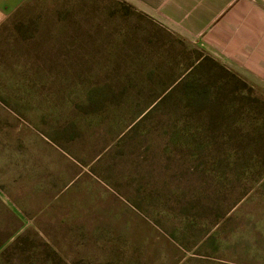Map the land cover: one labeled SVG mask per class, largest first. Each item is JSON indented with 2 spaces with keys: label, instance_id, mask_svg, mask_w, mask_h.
Segmentation results:
<instances>
[{
  "label": "rangeland",
  "instance_id": "374dc122",
  "mask_svg": "<svg viewBox=\"0 0 264 264\" xmlns=\"http://www.w3.org/2000/svg\"><path fill=\"white\" fill-rule=\"evenodd\" d=\"M249 83L124 0H29L0 32V264H264Z\"/></svg>",
  "mask_w": 264,
  "mask_h": 264
},
{
  "label": "crops",
  "instance_id": "0c3cea01",
  "mask_svg": "<svg viewBox=\"0 0 264 264\" xmlns=\"http://www.w3.org/2000/svg\"><path fill=\"white\" fill-rule=\"evenodd\" d=\"M29 0H0V32ZM264 90V0H124Z\"/></svg>",
  "mask_w": 264,
  "mask_h": 264
},
{
  "label": "trees",
  "instance_id": "16d2710c",
  "mask_svg": "<svg viewBox=\"0 0 264 264\" xmlns=\"http://www.w3.org/2000/svg\"><path fill=\"white\" fill-rule=\"evenodd\" d=\"M126 2V1H125ZM128 7H133L135 8L132 4L126 2ZM210 56V55H209ZM211 58H213L212 56H210ZM215 59V58H213ZM218 63H220V65H222V67H224L225 69H227L229 71V73H231L233 76L237 77L244 85H248L250 84L249 81L243 77L242 75H240L239 73L235 72L234 70L230 69L229 67H227L226 65H224L223 63H221L220 61H218L217 59H215ZM253 86V85H252ZM162 99V98H161Z\"/></svg>",
  "mask_w": 264,
  "mask_h": 264
}]
</instances>
